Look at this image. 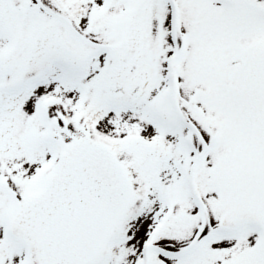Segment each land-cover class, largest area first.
<instances>
[{
  "label": "snow or ice",
  "instance_id": "snow-or-ice-1",
  "mask_svg": "<svg viewBox=\"0 0 264 264\" xmlns=\"http://www.w3.org/2000/svg\"><path fill=\"white\" fill-rule=\"evenodd\" d=\"M0 264H264V0H0Z\"/></svg>",
  "mask_w": 264,
  "mask_h": 264
}]
</instances>
